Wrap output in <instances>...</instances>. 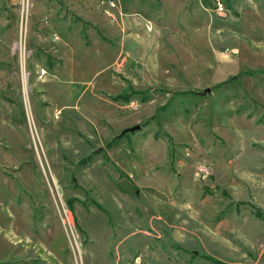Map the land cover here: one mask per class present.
I'll list each match as a JSON object with an SVG mask.
<instances>
[{"label": "rangeland", "instance_id": "obj_1", "mask_svg": "<svg viewBox=\"0 0 264 264\" xmlns=\"http://www.w3.org/2000/svg\"><path fill=\"white\" fill-rule=\"evenodd\" d=\"M99 1L0 0V264H264V0Z\"/></svg>", "mask_w": 264, "mask_h": 264}, {"label": "crops", "instance_id": "obj_2", "mask_svg": "<svg viewBox=\"0 0 264 264\" xmlns=\"http://www.w3.org/2000/svg\"><path fill=\"white\" fill-rule=\"evenodd\" d=\"M116 9H117L116 16H117V22H118V23L116 22L117 23L116 25L118 27V30L121 33H123L124 31H128V30L133 31L134 29L141 26V22H143L145 29L147 26L149 27L150 31L153 30L154 26L150 21L139 17V15L135 14L134 11L133 12L126 11V10L119 8V2H116ZM96 28H98V26H96Z\"/></svg>", "mask_w": 264, "mask_h": 264}, {"label": "built area", "instance_id": "obj_3", "mask_svg": "<svg viewBox=\"0 0 264 264\" xmlns=\"http://www.w3.org/2000/svg\"><path fill=\"white\" fill-rule=\"evenodd\" d=\"M99 5H101V7H104L102 12L110 20V22H115L116 16H114L112 10L116 9V4L112 0H102L99 1ZM214 5H215V11H217L218 13L223 12L224 10L223 5L219 1H216ZM146 30L149 31V27L146 26ZM54 39H56L55 36ZM20 50L21 52H24V42L23 44H20ZM44 75H45V71L42 68H40L37 71L38 78L40 79Z\"/></svg>", "mask_w": 264, "mask_h": 264}, {"label": "water", "instance_id": "obj_4", "mask_svg": "<svg viewBox=\"0 0 264 264\" xmlns=\"http://www.w3.org/2000/svg\"><path fill=\"white\" fill-rule=\"evenodd\" d=\"M208 93H209V89L206 88L205 90L202 91L201 94L204 95V94H208ZM138 129H139V126H133L131 128L124 130V132H133V131H136Z\"/></svg>", "mask_w": 264, "mask_h": 264}, {"label": "trees", "instance_id": "obj_5", "mask_svg": "<svg viewBox=\"0 0 264 264\" xmlns=\"http://www.w3.org/2000/svg\"><path fill=\"white\" fill-rule=\"evenodd\" d=\"M255 216L258 217V218H260V219L263 218V217H261L260 214H258V213H255ZM262 216H263V215H262Z\"/></svg>", "mask_w": 264, "mask_h": 264}]
</instances>
